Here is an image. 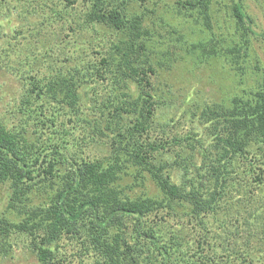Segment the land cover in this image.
Returning a JSON list of instances; mask_svg holds the SVG:
<instances>
[{
  "label": "trees",
  "instance_id": "1",
  "mask_svg": "<svg viewBox=\"0 0 264 264\" xmlns=\"http://www.w3.org/2000/svg\"><path fill=\"white\" fill-rule=\"evenodd\" d=\"M10 1L40 11L27 35L44 47L19 71L24 87L10 116H0V264L19 241L37 264H61L56 248L65 237L78 254H96L95 264H264V67L252 66L254 85L242 94L188 101L191 128L155 122L170 99L158 69L176 59L223 60L244 76L252 36L264 40V32L242 1L228 5L230 32L216 27L221 0H171L161 13L136 10L138 0H0V13ZM52 17L60 23L49 32ZM87 30L92 60L75 63L81 55L71 49L68 71L56 69L54 46L70 49ZM37 60L47 63L42 77L31 74ZM85 67L112 78L102 92L85 93L88 107L76 79ZM61 109L70 117L59 118ZM91 133L107 138L105 156L71 145ZM242 160L259 170L253 190L233 172ZM180 225L194 231L192 243L178 238Z\"/></svg>",
  "mask_w": 264,
  "mask_h": 264
},
{
  "label": "rangeland",
  "instance_id": "2",
  "mask_svg": "<svg viewBox=\"0 0 264 264\" xmlns=\"http://www.w3.org/2000/svg\"><path fill=\"white\" fill-rule=\"evenodd\" d=\"M221 1L222 5L220 8L219 5L214 6V17L218 20L219 24L216 27H221V29L222 26L227 27L228 32H230L232 18L230 17L228 5H230L231 2L230 0ZM241 1L246 8L247 13L250 14L252 18L255 31L257 33L264 32V0ZM12 4H6L0 13V116L4 119L7 116H10L9 109L14 103V98L18 96L24 87L21 80L18 79L19 71L22 70V67H24L26 63L30 62V57H33V54H36V51L43 50L44 47L39 44H34V41H32L27 35L28 27L32 26L33 23L36 25L35 21L42 18V16H39L38 14L40 11L38 12L37 9L34 10L36 11L34 14H28L26 10L22 12L19 6L15 9L18 5L17 3L13 4L14 8L12 7ZM171 4V0H138L133 3L136 10H140L143 7H157L158 13L167 10L168 5ZM35 8L36 6L34 5V9ZM44 17L46 16H43V18ZM52 18L54 22H51L52 25L49 26V32L51 31V28L58 27V24L60 23V20L54 19L55 17ZM41 31L47 32L48 29L43 27ZM84 32H82L81 39L76 37L80 44H74V46H70V49L67 47L66 49L56 48L54 46L56 53L60 54L59 60L54 61L55 63H53V66L56 69L60 68L64 73L68 71L69 66L65 64L64 57L69 54L71 49L73 53L81 55V57L75 59V63L78 64L81 60H83L82 62L87 63L90 62L88 60H92L89 41L94 40V38L92 33L89 34L88 30ZM49 39V41L55 40L50 35ZM251 42V49L248 58L246 59V63L244 64L245 74L243 77L241 74H238L237 70L230 67L229 64H225L223 60H211L207 63L204 62L202 64L192 65L193 63L191 62H186L185 64L184 61L176 59L169 70L165 71L164 69H158L157 67L158 72L160 71L159 82H166V84L169 85L170 90L167 91L166 94L170 99L167 102L169 107L166 106L167 104H162V108H158L159 110L156 112L157 119L155 122L161 124L164 121H167L168 123L177 125L179 129L191 128V120L194 118L192 115L185 112L188 101H196L199 104L204 101L220 102L225 100L228 96H232L236 93L242 94L244 90H248L250 86L254 85V79L256 76L255 72H252L251 70L252 66L258 62L260 66L264 67V40L258 36H252ZM176 51H180V55H184V51L181 50L180 47H178ZM40 58L41 57H39V59ZM34 64L32 63L31 74L36 75L37 77H42L46 74V62L38 63L37 60ZM81 69H83L84 72H82ZM78 72L80 75H76V79L79 82L80 93L84 95L82 96L83 102L88 107L91 102L90 98L87 96H92L95 90L97 92L105 90V87L108 86L107 79L111 80L112 78L107 72L98 70L97 73V69H92L90 67L80 68ZM85 93H88V95ZM63 111L64 109H61L60 114H58L59 118H65V116L67 118L70 117L64 115ZM86 124L84 123V127L88 129ZM80 135L82 136L81 131ZM260 141L261 138H258L257 143L259 144ZM75 143H78L80 148L76 146L74 148L78 149V151H81L82 155L89 158L103 157L109 151L107 138L101 136V134L93 135V133H91L83 141H72L71 145H74ZM251 150L254 151V154L258 152L255 147H252ZM162 156L170 158L169 153H164ZM257 157H261V154L253 158L256 159ZM251 165L254 168L256 167L255 164H249L245 160L236 161V164L234 165L236 168H234L233 171L235 174L238 173L243 177L242 187L247 190L255 184V177H257L256 172H259L257 169L256 172L253 173L251 171ZM260 167L264 168V165L260 164L259 168ZM261 173L263 174L264 171ZM258 185H260L261 188L257 191V195L260 199H264V182ZM253 189H255L254 186L252 187V190ZM178 228H181L178 236L181 241H187L189 243L194 241V231H192L189 226L180 225ZM263 232L264 229H259L260 235H262ZM240 240L243 242L242 237ZM256 244L257 243L254 242L250 246L256 247ZM78 245L79 244L74 242L73 239L67 237L63 238L58 243L56 250L61 264H95V261L98 259L96 254H93L92 252L86 255L78 254L80 252L78 251ZM180 253L181 252L179 251L178 254L180 255ZM184 258L188 259L186 255ZM187 263L190 264V262ZM1 264H37V259L26 246V242L19 241L13 248L12 254L1 259Z\"/></svg>",
  "mask_w": 264,
  "mask_h": 264
}]
</instances>
